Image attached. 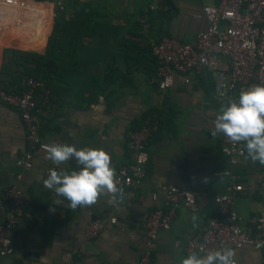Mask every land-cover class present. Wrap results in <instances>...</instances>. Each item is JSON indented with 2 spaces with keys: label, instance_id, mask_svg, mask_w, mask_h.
Returning a JSON list of instances; mask_svg holds the SVG:
<instances>
[{
  "label": "crops",
  "instance_id": "1",
  "mask_svg": "<svg viewBox=\"0 0 264 264\" xmlns=\"http://www.w3.org/2000/svg\"><path fill=\"white\" fill-rule=\"evenodd\" d=\"M34 1L31 10L41 12L40 21L30 17L19 26L14 11L0 7V77L4 62L13 72L21 69L13 63L17 54L6 50L46 51L55 8L65 9L66 17L76 22L80 43L57 54L58 67L48 69L50 76L42 80L50 92L42 102V141L78 150L103 149L116 169L129 159L131 129L145 121L158 128L147 142L149 160L142 185L123 188L122 202H110V195H103L96 203L73 210L68 200L45 188L43 180L48 169L71 172L80 166L74 159L54 165L43 149L35 152L30 168L18 166L16 160L26 149V128L16 107L0 103V186L17 184L25 198L13 235L15 252L0 255V264H138L157 183L186 187L197 199L195 212L176 207L171 227L159 232L153 250L151 264H180L188 256L187 240L218 217L214 196L226 192L230 182L223 173L228 162L221 151L222 134L211 135L224 104L213 100L214 80L207 71L189 74V82L177 74L172 86L161 89L151 48L161 37L194 41L207 25L203 3L217 0H169L167 11L151 10L155 0ZM39 25L46 29L49 25L40 37ZM257 85L261 84L251 81L243 90ZM241 145L245 153L233 169V180L242 191L233 206L246 233L258 238L264 165L252 162L245 142ZM157 202L162 204V197ZM193 215L199 217L195 229ZM111 217L117 219L113 225L87 237L91 220ZM233 250L238 264H264L261 250L252 245Z\"/></svg>",
  "mask_w": 264,
  "mask_h": 264
},
{
  "label": "built area",
  "instance_id": "2",
  "mask_svg": "<svg viewBox=\"0 0 264 264\" xmlns=\"http://www.w3.org/2000/svg\"><path fill=\"white\" fill-rule=\"evenodd\" d=\"M168 1L155 0L150 9L167 11ZM35 4L34 0H0V7L4 11L6 8L14 11L12 16L18 26L23 24L22 20L27 21L30 17L34 21H40L41 12L31 10ZM202 11L207 25L197 33L194 41L163 37L153 43L151 53L156 61L159 87L166 89L172 86L177 74L184 77V82H189V74L207 71L214 80L213 100L227 105L229 101L238 99L236 93L251 81L264 85V0L205 2ZM29 51L39 52L36 49ZM49 93L45 83L32 76L20 83L0 82V103L16 107L26 128V149L16 160L18 166L30 168L35 152L43 149L42 145L45 143L40 136L44 123L42 102L49 97ZM157 128V125L145 121L138 128L129 131V159L115 169V180L119 187L129 188L143 184L149 160L147 142ZM221 151L228 162L223 173L230 182L226 192L214 196L218 217L210 219L205 229L187 240L185 251L188 255L192 252L204 255L209 251L237 249L248 244L260 249L264 256V212L259 216V236L253 238L241 225V217L233 206L235 196L242 191V185L233 180V169L239 157L244 155V148L241 142H230L222 134ZM159 197H162V204L157 202ZM24 199L23 191L17 184L0 186L1 256H11L15 252L13 235ZM151 199L156 203L146 217L145 242L138 264H151L158 234L171 227L176 207L184 206L193 212L198 210L194 193L174 184L157 183ZM116 221L115 217L109 220H91L86 227L87 237H96ZM202 246L203 252L200 251ZM235 264L238 262L235 261Z\"/></svg>",
  "mask_w": 264,
  "mask_h": 264
},
{
  "label": "clouds",
  "instance_id": "3",
  "mask_svg": "<svg viewBox=\"0 0 264 264\" xmlns=\"http://www.w3.org/2000/svg\"><path fill=\"white\" fill-rule=\"evenodd\" d=\"M223 134L230 142H245L247 155L252 162L264 165V85L241 90L238 99L222 105L215 117L211 135ZM46 159L60 166L75 160L79 171L68 172L51 169L43 180L45 188L58 197L69 201L75 210L80 206H90L103 195H110V202H122L124 191L116 183L115 168L111 156L103 149L82 148L68 144H44ZM199 217H191L193 228L198 227ZM203 252V246L201 247ZM232 248L209 251L204 255L192 252L180 259V264H235Z\"/></svg>",
  "mask_w": 264,
  "mask_h": 264
},
{
  "label": "trees",
  "instance_id": "4",
  "mask_svg": "<svg viewBox=\"0 0 264 264\" xmlns=\"http://www.w3.org/2000/svg\"><path fill=\"white\" fill-rule=\"evenodd\" d=\"M54 12L55 15L53 28L48 39L46 51L41 53L19 49L6 50V54H17V57L13 60V63L21 66V69H19L17 72H13L8 68L9 63L4 62L1 71L3 77H0L1 83H20L28 76H32L44 81L46 76H50V73H48L47 70L56 69L58 67V64L55 63L56 55L64 53V51H68L70 45H80L78 41L79 33L75 31L76 22L66 17L67 11L65 9L55 8ZM164 14H166V12H164ZM48 29L49 25L47 29L43 25H39L37 35L40 37V33H47ZM161 38L156 42L160 41ZM38 42L39 41L37 40V43ZM37 43L34 45H39Z\"/></svg>",
  "mask_w": 264,
  "mask_h": 264
},
{
  "label": "rangeland",
  "instance_id": "5",
  "mask_svg": "<svg viewBox=\"0 0 264 264\" xmlns=\"http://www.w3.org/2000/svg\"><path fill=\"white\" fill-rule=\"evenodd\" d=\"M55 11V10H54ZM54 18V17H53ZM51 32H52V30H51ZM51 32L48 34V38H49V36L51 35Z\"/></svg>",
  "mask_w": 264,
  "mask_h": 264
}]
</instances>
